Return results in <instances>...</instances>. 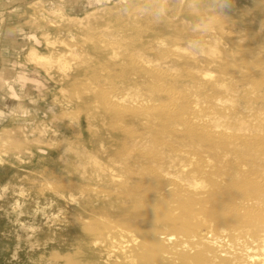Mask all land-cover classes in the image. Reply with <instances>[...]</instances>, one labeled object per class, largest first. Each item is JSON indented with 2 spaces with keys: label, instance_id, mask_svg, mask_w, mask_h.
Masks as SVG:
<instances>
[{
  "label": "bare ground",
  "instance_id": "obj_1",
  "mask_svg": "<svg viewBox=\"0 0 264 264\" xmlns=\"http://www.w3.org/2000/svg\"><path fill=\"white\" fill-rule=\"evenodd\" d=\"M142 9L103 27L124 50L89 48L85 91L95 101L83 106L96 105L86 110L100 136L94 148L59 146L72 177L54 197L58 213L82 203L139 232H124L131 245L106 232L113 255L95 251L86 264H264V0H144ZM32 51L37 64L50 61Z\"/></svg>",
  "mask_w": 264,
  "mask_h": 264
},
{
  "label": "rangeland",
  "instance_id": "obj_2",
  "mask_svg": "<svg viewBox=\"0 0 264 264\" xmlns=\"http://www.w3.org/2000/svg\"><path fill=\"white\" fill-rule=\"evenodd\" d=\"M143 1L0 0V113L3 114L0 116V188L7 189L0 199V264H86L95 251L102 256L113 255L115 250L103 237L106 232L113 233V239L125 235V239H120L124 244L134 238L132 235H139L137 230L129 228L125 218L109 219L101 213L94 216L88 205L82 203L75 208L65 206L63 213H58L56 202H61V198H56L58 192L69 191L63 184L72 177L68 162L57 160L59 146L80 144L94 148L100 136L98 120L92 113L96 105L88 111L91 109L88 101L94 102L95 98L85 91L89 88L88 63L92 60L96 66L89 48L101 47L107 54L105 50L111 42L115 43L114 47L121 46L116 43V36H108L105 23L141 15ZM51 11L56 13L55 18ZM65 14L77 16L87 24L80 29L72 21L61 20ZM208 19V23L212 21ZM48 40L49 44L55 43L48 46ZM50 46L57 49L52 56L48 53ZM72 47L74 53L79 52L78 57L71 56ZM34 49L50 56V61L37 64L31 56ZM62 58L66 63L61 62ZM60 65L64 68L60 69ZM87 103L88 106H83ZM54 191L57 193L53 196ZM18 201L22 211L13 210ZM99 223L107 227H96ZM59 226H66L65 231L55 230ZM124 232L132 234V239ZM91 240L98 243H90L89 250H85V244ZM105 249L112 253L105 254ZM106 259L111 264H124L121 259ZM237 262L228 264H250L244 260ZM213 264L224 263L219 258Z\"/></svg>",
  "mask_w": 264,
  "mask_h": 264
},
{
  "label": "clouds",
  "instance_id": "obj_3",
  "mask_svg": "<svg viewBox=\"0 0 264 264\" xmlns=\"http://www.w3.org/2000/svg\"><path fill=\"white\" fill-rule=\"evenodd\" d=\"M227 7V5H225ZM3 114L0 113V116H2ZM7 193V189L6 188H0V199L4 198V194ZM21 195H24V193L22 192ZM21 208V204L19 203V201L16 203L15 207H14V211H18ZM22 214V213H21Z\"/></svg>",
  "mask_w": 264,
  "mask_h": 264
}]
</instances>
